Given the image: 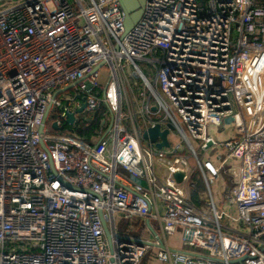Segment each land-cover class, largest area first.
<instances>
[{
	"label": "built area",
	"instance_id": "built-area-1",
	"mask_svg": "<svg viewBox=\"0 0 264 264\" xmlns=\"http://www.w3.org/2000/svg\"><path fill=\"white\" fill-rule=\"evenodd\" d=\"M123 20L118 0H0V264H264V0H146L124 37ZM83 103L76 120L110 113L91 144L51 128ZM156 125L190 154L142 139Z\"/></svg>",
	"mask_w": 264,
	"mask_h": 264
},
{
	"label": "water",
	"instance_id": "water-1",
	"mask_svg": "<svg viewBox=\"0 0 264 264\" xmlns=\"http://www.w3.org/2000/svg\"><path fill=\"white\" fill-rule=\"evenodd\" d=\"M118 1H119L121 9L123 11V14H124V20H123V28H124L123 37H124L133 29V27L140 20L142 13H143V7H144L146 0H118ZM69 88H71V86ZM69 88H66V89H69ZM84 108H85V103H83L81 105V107L78 110H76L74 113H72V112L65 113L66 114V120H65L64 124L65 125L74 124L76 122L75 115L82 113ZM48 110H49V108H47V112H48ZM47 112L45 114V117L47 115ZM113 117L114 116L111 114V121H113ZM44 123H45V119H44ZM111 125H112V122L109 123L108 128L106 130V133L109 131ZM51 128L54 131H61L64 128V126L63 125L58 126V124L53 123L51 125ZM168 134H169L168 129L161 130L160 126L156 125L154 127H151V128L144 130V132L142 133V139L148 140L149 142L154 143L155 147L160 150L162 148H168L169 147V143L167 140ZM40 144H41V147L43 149H45L43 141H41ZM182 176H183L182 173H175L174 174V178L177 182L181 181ZM102 227H103L104 236H105L106 241H107L109 252H112V233H111L110 229L108 228L107 224L105 223V221L103 219H102ZM155 236H156V234H155ZM156 239H158L157 236H156ZM136 242L139 245L142 244L141 241L136 240ZM159 243L160 244L158 245V247L164 248L162 242L159 241Z\"/></svg>",
	"mask_w": 264,
	"mask_h": 264
},
{
	"label": "rangeland",
	"instance_id": "rangeland-1",
	"mask_svg": "<svg viewBox=\"0 0 264 264\" xmlns=\"http://www.w3.org/2000/svg\"><path fill=\"white\" fill-rule=\"evenodd\" d=\"M100 76H101L102 80H104V81L108 79V67L106 65L102 66V68L100 70ZM130 81H131V83H134L136 81V82H138L139 86H143L142 81L133 77V76L130 78ZM209 132L213 136L216 135V133H214L213 130H209ZM215 137L219 138L220 136H215ZM189 138L191 139L193 144L196 146V141H194L191 136H189ZM168 139H169L170 144L172 146L179 144L180 148L185 149L184 153L190 154V152L187 150V147H186L182 137L176 131H172L169 134ZM187 157H188V162H190V167L192 168L193 162H195V161H194L192 156H191V158L189 156H187ZM229 170H230L229 166L227 165L226 168L224 169V173H226V174L229 173L230 172ZM224 178L227 179L225 176H224ZM229 211H232V210L229 208ZM115 220H116L115 227H116L117 232H119V233L125 232L127 222L124 219L119 218L118 215L115 216ZM123 235H124V233H123ZM127 236L134 237V234L127 232ZM141 236H143L144 240L147 242H151L153 239V236H149V237L144 236V234H142V233H141ZM180 238H181L180 230H177V233L175 235L167 237V242L171 247H176V248L186 250L187 248L184 247L183 245H181ZM155 255H156V251L152 248L151 250H149L145 254L144 258L142 259L141 264H164L163 262H160L158 259H156Z\"/></svg>",
	"mask_w": 264,
	"mask_h": 264
},
{
	"label": "trees",
	"instance_id": "trees-1",
	"mask_svg": "<svg viewBox=\"0 0 264 264\" xmlns=\"http://www.w3.org/2000/svg\"><path fill=\"white\" fill-rule=\"evenodd\" d=\"M256 1L260 2L263 0ZM101 97L102 94H100V98ZM109 117L110 113L108 107L104 103H101L91 119L79 117L74 124L66 125L63 128V132L76 139L91 144L95 142L105 130Z\"/></svg>",
	"mask_w": 264,
	"mask_h": 264
},
{
	"label": "crops",
	"instance_id": "crops-1",
	"mask_svg": "<svg viewBox=\"0 0 264 264\" xmlns=\"http://www.w3.org/2000/svg\"><path fill=\"white\" fill-rule=\"evenodd\" d=\"M97 140H99V138ZM229 186H230V183L227 179H225L224 177L220 178L219 180L220 189L225 190L229 188ZM193 198L195 199V197ZM127 232L133 233L135 237H143L141 236V233L144 234V236H148V237L153 236L152 241H156L157 239H156L155 234H159V226L155 222L148 221L146 218H143V219L136 220L130 225H126V231L123 233L127 234ZM164 264H167V263H164Z\"/></svg>",
	"mask_w": 264,
	"mask_h": 264
}]
</instances>
